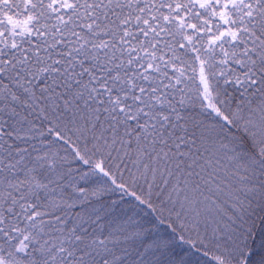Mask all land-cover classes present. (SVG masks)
Masks as SVG:
<instances>
[{"label": "snow or ice", "instance_id": "6c2138e0", "mask_svg": "<svg viewBox=\"0 0 264 264\" xmlns=\"http://www.w3.org/2000/svg\"><path fill=\"white\" fill-rule=\"evenodd\" d=\"M0 264H264V0H0Z\"/></svg>", "mask_w": 264, "mask_h": 264}]
</instances>
